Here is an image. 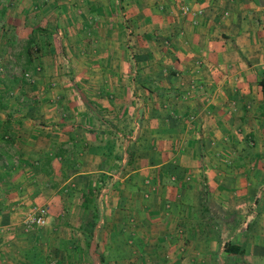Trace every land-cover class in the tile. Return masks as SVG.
Listing matches in <instances>:
<instances>
[{
  "label": "crops",
  "instance_id": "obj_1",
  "mask_svg": "<svg viewBox=\"0 0 264 264\" xmlns=\"http://www.w3.org/2000/svg\"><path fill=\"white\" fill-rule=\"evenodd\" d=\"M0 59V264H264V0H0Z\"/></svg>",
  "mask_w": 264,
  "mask_h": 264
},
{
  "label": "rangeland",
  "instance_id": "obj_2",
  "mask_svg": "<svg viewBox=\"0 0 264 264\" xmlns=\"http://www.w3.org/2000/svg\"><path fill=\"white\" fill-rule=\"evenodd\" d=\"M16 62V61H15ZM19 63H9L6 60L4 61L3 59H0V83H3L4 86V91H0V102L4 103V101L8 102V101H12L13 103H17V105L21 104V106H23L26 102L25 99L26 97V92H18V87L22 85V83H26V84H31L33 77L30 74L25 75L24 76H19V79L15 80L11 78H9V75H15L12 74L10 72L15 73V71H17V69H21V71H23V67L24 62L23 61H18ZM15 67V69H14ZM17 67V69H16ZM11 70V71H9ZM27 70V69H26ZM24 72V71H23ZM28 71H26V73H28ZM21 81V82H20Z\"/></svg>",
  "mask_w": 264,
  "mask_h": 264
},
{
  "label": "built area",
  "instance_id": "obj_3",
  "mask_svg": "<svg viewBox=\"0 0 264 264\" xmlns=\"http://www.w3.org/2000/svg\"><path fill=\"white\" fill-rule=\"evenodd\" d=\"M182 10L184 12L189 11L188 6H183ZM48 211L47 207L43 204H33L31 207V212L25 217L23 225L25 228H33L38 226H43L47 223Z\"/></svg>",
  "mask_w": 264,
  "mask_h": 264
},
{
  "label": "trees",
  "instance_id": "obj_4",
  "mask_svg": "<svg viewBox=\"0 0 264 264\" xmlns=\"http://www.w3.org/2000/svg\"><path fill=\"white\" fill-rule=\"evenodd\" d=\"M98 259H99V263L100 264H103V259H102V256L101 255H98Z\"/></svg>",
  "mask_w": 264,
  "mask_h": 264
}]
</instances>
